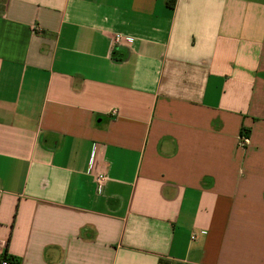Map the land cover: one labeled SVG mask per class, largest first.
I'll use <instances>...</instances> for the list:
<instances>
[{
	"label": "crops",
	"instance_id": "0c3cea01",
	"mask_svg": "<svg viewBox=\"0 0 264 264\" xmlns=\"http://www.w3.org/2000/svg\"><path fill=\"white\" fill-rule=\"evenodd\" d=\"M0 253L264 264V0H0Z\"/></svg>",
	"mask_w": 264,
	"mask_h": 264
},
{
	"label": "built area",
	"instance_id": "2783aa9c",
	"mask_svg": "<svg viewBox=\"0 0 264 264\" xmlns=\"http://www.w3.org/2000/svg\"><path fill=\"white\" fill-rule=\"evenodd\" d=\"M122 39L123 37H121L120 35H115L114 39L112 40L113 45L121 44ZM113 113H115V111H113ZM247 138H248L247 136H241L239 138V146L241 148L246 146L247 141H248ZM106 180H107V177L104 173H97L94 176V183H95L97 193H100ZM0 264H12V263L0 253Z\"/></svg>",
	"mask_w": 264,
	"mask_h": 264
},
{
	"label": "trees",
	"instance_id": "16d2710c",
	"mask_svg": "<svg viewBox=\"0 0 264 264\" xmlns=\"http://www.w3.org/2000/svg\"><path fill=\"white\" fill-rule=\"evenodd\" d=\"M241 136H247V135H246V133H244V131H243V132H241Z\"/></svg>",
	"mask_w": 264,
	"mask_h": 264
}]
</instances>
